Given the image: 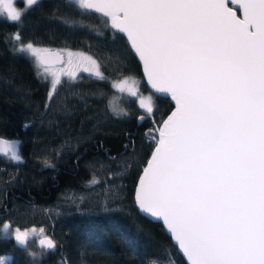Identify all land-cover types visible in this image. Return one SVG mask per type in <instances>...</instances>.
<instances>
[{
    "label": "trees",
    "instance_id": "obj_1",
    "mask_svg": "<svg viewBox=\"0 0 264 264\" xmlns=\"http://www.w3.org/2000/svg\"><path fill=\"white\" fill-rule=\"evenodd\" d=\"M5 17L0 14V136L21 141L22 159L0 155V254L10 255L9 264H186L163 225L134 204L155 124L172 104L147 88L125 37L79 0H37L18 22ZM29 43L87 52L103 79L79 72L50 90L35 56L20 51ZM122 76L152 95L153 112L140 122L145 111L136 98L112 85ZM106 194L101 206L96 201ZM2 221L45 222L56 245L20 247Z\"/></svg>",
    "mask_w": 264,
    "mask_h": 264
},
{
    "label": "snow or ice",
    "instance_id": "obj_2",
    "mask_svg": "<svg viewBox=\"0 0 264 264\" xmlns=\"http://www.w3.org/2000/svg\"><path fill=\"white\" fill-rule=\"evenodd\" d=\"M79 4L126 35L150 88L174 101V110L154 129V150L135 189L139 209L163 222L190 264H264V0ZM0 13L20 16L13 0H0ZM20 51L42 64L51 56L63 60L31 43ZM88 62L90 67L77 64L63 74L75 79L80 68L103 79L100 66ZM52 76L55 89L59 79ZM113 87H126L152 114V97L139 96L127 79ZM17 144L0 139V151L11 148L19 159ZM15 239L25 244L28 230L16 228ZM41 245L53 248L56 241L48 237Z\"/></svg>",
    "mask_w": 264,
    "mask_h": 264
},
{
    "label": "rangeland",
    "instance_id": "obj_3",
    "mask_svg": "<svg viewBox=\"0 0 264 264\" xmlns=\"http://www.w3.org/2000/svg\"><path fill=\"white\" fill-rule=\"evenodd\" d=\"M18 0H13V7L14 8H24L26 6V0H20L21 1V4H18L17 3ZM1 15H4L6 17H8L5 13H0ZM33 44L34 47L36 48H40V49H45V48H49L45 45H42V44H35V43H31ZM28 44H26L24 46V48H26ZM23 47V46H22ZM63 54H64V57H65V61H63V63H60V64H56V65H50V66H43L41 64H38L40 67H39V73L44 76V77H47L48 80H49V83H50V90H53V88L51 87V84H52V80H53V76H52V73H55L57 78L60 79L61 77L65 76L63 73L68 71V69L70 67H75L77 64H83L84 67H90V63L88 62V58H91V60H94L96 62L97 65L98 64V61L91 55V54H88L87 52H84V51H81V50H75V49H69V48H63V49H60ZM28 52V51H27ZM69 53H71V60H72V64L69 65L67 63L68 59H69ZM36 59V57H35ZM37 61V59H36ZM38 62V61H37ZM39 63V62H38ZM48 68L49 71L48 72H45V68ZM76 74L79 73V72H82L80 70V68H76ZM87 73V72H85ZM88 74H91V73H88ZM93 75V74H92ZM127 79V82L129 85H132L133 89L136 90L138 92V95L141 96V97H148V96H151V93L148 91V90H142L139 88V85L138 83L137 84H132V81L135 80V81H138L137 79H135L134 77H131V76H122V77H119V78H114L112 79V85L115 84L116 82L118 81H121V80H125ZM115 88V87H114ZM117 91H120V92H125V93H128L127 90H126V87H125V90L124 91H121L120 89L118 88H115ZM129 94V93H128ZM135 97V96H134ZM136 98V103L137 105L139 106V100ZM152 105H153V101H152ZM140 108V106H139ZM141 110H143L142 108H140ZM144 111V110H143ZM124 161V159H118V162L119 164H123L122 162ZM112 192V191H111ZM86 198H88L90 195L89 194H86L85 195ZM105 196V195H104ZM107 194H106V197H103V195H101L98 199V201H96L97 203H100V205L102 206L104 204V200L105 198H107ZM49 211V209H44V212H47ZM11 224V222H7V221H2L1 225H2V228H3V225L4 224ZM17 226H10V228L8 230H4L3 228V232L5 234H15V229H16ZM18 228V227H17ZM51 225H48L47 223L45 222H42V223H37V222H34L33 224L31 225H28V226H25L24 228H20L22 231L24 230H28V239L26 240V243L27 242H31L33 241L34 243L38 244V238L47 234L49 236H53L52 234V231H51ZM33 229L35 231H33ZM40 229H43V231L41 232ZM3 255H6V256H10L9 254H3ZM5 264H9V260H6L5 261Z\"/></svg>",
    "mask_w": 264,
    "mask_h": 264
},
{
    "label": "water",
    "instance_id": "obj_4",
    "mask_svg": "<svg viewBox=\"0 0 264 264\" xmlns=\"http://www.w3.org/2000/svg\"><path fill=\"white\" fill-rule=\"evenodd\" d=\"M228 6H229V7H232V6H233V7H236L235 11H236L237 16H242V12H241L239 6L234 5V4H231V3H230V5H228ZM84 9H86V10H88V11H91V12H95V13L100 14L99 12L95 11V9H88V8H84ZM107 22H108V19H107ZM108 25L111 27V25H110L109 22H108ZM111 28H112V27H111ZM112 29H113V28H112ZM113 30L116 31V32H118V33H120V34H122V35L125 37V39L127 40L125 34L119 32L118 30H115V29H113ZM127 42H128V41H127ZM128 45H129V43H128ZM129 47H130V45H129ZM45 49H50V50L52 51V53H56V54H58L59 56H62V57H63V60H64V54H63V52H62L61 50H59V49H57V48H45ZM132 52H133V51H132ZM134 55H135V54H134ZM135 57H136V59H137V61H138V63H139L140 71H141V75H142L143 81L145 82L147 88H148L151 92L155 93L154 90H152V89L150 88V85L146 82L145 77L143 76V66H142V62L139 61L138 56L135 55ZM63 60H58V59L56 58V56H51V57L49 58V62H48L47 64H42V63H39V64H41V65H43V66H50V65L60 64V63L63 62ZM155 94H157V93H155ZM158 95H160V94H158ZM161 96H163V95H161ZM167 97L169 98V100H170V102H171V104H172V108H171V110L167 113V115H166L163 119H166L167 116L171 114V111L174 110V101L171 100L170 96H167ZM149 115H150V114H148V113H140V114L138 115V117H137V118H138V121L140 122L144 117H147V116H149ZM159 125H160V123H159L158 125L155 124V128H156L157 126H159ZM156 134H157V133H156ZM157 135H158V134H157ZM0 139L6 140V141H15V140H16V138H8V137H4V136H0ZM154 146H155V145L153 144V146H152V148H151V151H150V153H149V155H148V157H147V160L151 159V152L154 150ZM16 149H17V154H18V144L16 145ZM5 154H9L10 157L12 158L11 148L6 149L5 151H0V155H5ZM12 159H13V158H12ZM13 160H15V159H13ZM147 160H146V162H147ZM146 162H145L144 166L142 167V169H143L144 167L147 166V163H146ZM142 169H141V171H140V173H139V175H138V177H137V179H136V183H135V185H134L133 199H134V204H135L136 209H137L138 212L141 213L142 215L148 217L149 219H151V220H153V221H158V222H160V223L163 225V227H164L166 233L169 235V237H170L172 243L176 246V249H177V250L181 253V255L183 256V258H184L186 264H190V261H189V260L187 259V257L184 255V253L182 252V250L179 249L178 245L176 244V242L174 241V239L171 237L170 232L167 230V228H166V226L163 224V222L154 219V218H153L152 216H150V215L145 214L142 210L139 209L138 205L136 204V202H135V189H136V188L138 187V185H139V177H140L141 175H143ZM14 236H15V235H14ZM48 237H51V236H49V235H43V236L39 237V238H38V244H39L40 246H42V245H41V240H46V238H48ZM51 238H52V237H51ZM52 239H53V238H52ZM42 247H44V246H42ZM45 248H46V247H45Z\"/></svg>",
    "mask_w": 264,
    "mask_h": 264
},
{
    "label": "clouds",
    "instance_id": "obj_5",
    "mask_svg": "<svg viewBox=\"0 0 264 264\" xmlns=\"http://www.w3.org/2000/svg\"><path fill=\"white\" fill-rule=\"evenodd\" d=\"M27 6H30V5H27V3H26V6H25L24 8H17L18 12L20 13V16H19V19H18V20H12V19H9L8 17H5V18H8L10 23H11V22H18V21L22 18V16L24 15V13L27 11ZM15 141H16L18 144L21 143V141H19V140H17V139H16ZM18 156H19V159H15V160H17V161H19V160L22 159V156H21V155L18 154ZM0 238H3V237L0 236ZM13 238H14V240L16 241V243H17L18 246L21 247V246L24 245V244H20V243H18L17 240L15 239V236H14ZM22 250L25 251V254H26L29 258H32V257L35 255L34 252L27 251V250L24 249V248H22ZM0 257H3V262H2V264H5V261H6V260H11V257H10V256H6V255H3V254H0Z\"/></svg>",
    "mask_w": 264,
    "mask_h": 264
},
{
    "label": "flooded vegetation",
    "instance_id": "obj_6",
    "mask_svg": "<svg viewBox=\"0 0 264 264\" xmlns=\"http://www.w3.org/2000/svg\"><path fill=\"white\" fill-rule=\"evenodd\" d=\"M63 61H65V57H64V60H63ZM62 63H63V62H62ZM146 113H147V112H146ZM5 155H6V154H5ZM7 155H9V154H7ZM29 225H30V224H29ZM25 226H28V225H23L22 227H19V226H18V228H24ZM16 228H17V227H16ZM14 235H15V234H14ZM14 235H13V237H14ZM45 235H47V234H45ZM25 244H26V243H25ZM25 244H24V245H25ZM24 245H23V246H24ZM37 245H39V244H37ZM39 246H40V245H39Z\"/></svg>",
    "mask_w": 264,
    "mask_h": 264
}]
</instances>
